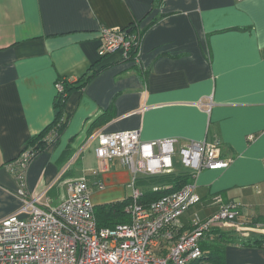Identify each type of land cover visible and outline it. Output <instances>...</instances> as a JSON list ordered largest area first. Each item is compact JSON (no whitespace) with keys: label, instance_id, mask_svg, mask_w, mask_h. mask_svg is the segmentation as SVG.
<instances>
[{"label":"crops","instance_id":"1","mask_svg":"<svg viewBox=\"0 0 264 264\" xmlns=\"http://www.w3.org/2000/svg\"><path fill=\"white\" fill-rule=\"evenodd\" d=\"M133 25L144 31L137 60L99 55L102 26ZM93 73L66 100L70 119L60 140L30 162L29 194L48 189L58 203L64 188L54 183L67 167L65 177H88L91 197L98 181L131 184L120 159L103 169L100 131L177 138V151L192 140H219L230 160L224 168L195 171L173 155L171 172L192 174L201 197L180 222L188 229L216 213L220 195L240 203L241 223L264 226V0H0V220L22 206L9 165L55 118L58 79ZM102 115L108 120L97 124ZM160 182L142 178L138 187L172 186ZM226 256L227 264H264V248L231 245Z\"/></svg>","mask_w":264,"mask_h":264},{"label":"built area","instance_id":"2","mask_svg":"<svg viewBox=\"0 0 264 264\" xmlns=\"http://www.w3.org/2000/svg\"><path fill=\"white\" fill-rule=\"evenodd\" d=\"M142 37L139 31L102 26L98 31L99 55L120 52L128 59L131 51L140 47ZM57 90H63L61 82ZM96 138L95 151L103 169L107 162L120 159L134 174L131 199L125 207L131 221L98 227L89 179L86 175L65 177L68 167L54 183L64 188L58 203L51 202L48 189L29 194L27 169L35 154L24 149L9 165L19 183L22 206L0 220V264H189L203 255L201 243L211 228L230 226L248 234L236 222L240 203H224L220 195L214 196V202L220 204L216 213L204 220L194 218L191 227L181 232V215L201 201L193 183L148 206L141 203L143 191L135 183L137 174L171 172L177 138L143 141L140 132L133 129L100 131ZM48 139L55 142L54 132ZM221 149L219 140H192L178 152L185 167L200 171L229 166L230 160L222 158ZM96 184L104 188L101 181Z\"/></svg>","mask_w":264,"mask_h":264},{"label":"trees","instance_id":"3","mask_svg":"<svg viewBox=\"0 0 264 264\" xmlns=\"http://www.w3.org/2000/svg\"><path fill=\"white\" fill-rule=\"evenodd\" d=\"M120 30H130L139 31L143 36L142 32L136 25L128 28H123ZM141 46V45H140ZM140 47L134 48L131 51V56L125 60H137ZM86 75L81 77L76 81H70L65 77H60L57 81L63 84V90L58 91L54 105H55V118L53 121L47 125L40 133L31 137L24 149L32 150L35 157L41 153L46 148L50 147L55 142L59 141L62 134L66 131L69 124L70 114L66 111V100L69 94L75 89H81L86 83L94 76ZM108 120V116L102 115L97 119V124L105 122ZM96 124V122H95ZM54 132L55 142L52 143L48 139V135ZM23 149V150H24ZM149 177V176H148ZM144 178L145 180L152 181L153 179L158 180L159 178L163 181L160 182L164 184L166 182L172 183L170 188H157V189H147L143 192L140 200L145 206L158 200L163 195L178 190L188 183L193 182L192 174L190 173H169L166 177H156ZM131 196H128L122 200H115L113 202H107L102 204H95V215L98 223V227H113L119 223H128L131 221L130 214L125 210L126 205L130 202ZM204 220V219H203ZM254 221L249 224H255ZM187 226L180 229L182 232L186 230ZM191 227V226H189ZM188 227V229H189ZM231 245H238L243 247H257L264 248V233H251V234H239L234 229H223L220 226H215L210 229L207 233V237L202 241L201 247L203 250V255L196 260L191 261L189 264H227L226 251L227 247Z\"/></svg>","mask_w":264,"mask_h":264},{"label":"rangeland","instance_id":"4","mask_svg":"<svg viewBox=\"0 0 264 264\" xmlns=\"http://www.w3.org/2000/svg\"><path fill=\"white\" fill-rule=\"evenodd\" d=\"M175 154L179 155L178 151ZM119 167H120V169H124L125 168V167H122V166H119ZM127 169L131 173V177H130L131 180L130 181L133 182L134 181L133 172H131V170H130V168L128 166H127ZM136 177H137L136 184H137V186H140V185H138V184H140L139 181L142 178L144 179V176H143V174L138 173ZM156 177H166V174H158V175H156ZM132 190H133V187L131 186V184L124 185V186L121 185V184H118L117 186H114V185H112V182H110L108 184L106 182H104V188H102V189H100L98 186L93 187L92 200H93V202H96V201L100 200L99 203H97V204L107 203L106 200H105L107 198H116V197L120 196L121 194H125V193H126L127 196H129V195L131 196L132 195ZM113 200H115V199H113ZM111 202H113V201H111ZM190 212H193V211H190ZM236 222L241 224L242 228L244 229L243 231L245 233H248V234L261 233L262 232L261 227H264V226L257 227L256 223L255 224H249V222L246 223V222H243V221H242V223H243L242 224L240 222V220H239V217H237ZM222 228L223 229H234V230H236V227H230V226H225V227L222 226ZM236 232H238L240 235L243 234V232H240V231H237V230H236ZM262 233H264V232H262ZM243 235H246V234H243Z\"/></svg>","mask_w":264,"mask_h":264}]
</instances>
